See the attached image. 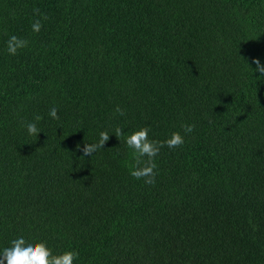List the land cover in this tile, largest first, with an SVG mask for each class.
Masks as SVG:
<instances>
[{
    "label": "trees",
    "instance_id": "1",
    "mask_svg": "<svg viewBox=\"0 0 264 264\" xmlns=\"http://www.w3.org/2000/svg\"><path fill=\"white\" fill-rule=\"evenodd\" d=\"M12 35L28 41L15 56ZM254 59L264 0H0V250L23 236L78 251L73 264H264ZM182 124L194 131L160 149L154 185L134 179L126 136Z\"/></svg>",
    "mask_w": 264,
    "mask_h": 264
},
{
    "label": "clouds",
    "instance_id": "2",
    "mask_svg": "<svg viewBox=\"0 0 264 264\" xmlns=\"http://www.w3.org/2000/svg\"><path fill=\"white\" fill-rule=\"evenodd\" d=\"M35 16H40V10H34ZM43 16V19H47ZM43 27L41 19H36L32 23V31L38 33ZM7 43V52L9 55H17L18 51L28 46V41L16 35L9 37ZM252 63L255 68L252 72H257L260 76H264V65H261L259 59H254ZM115 113L124 115V110L119 106L115 108ZM48 115L52 119H59L58 108L52 107L49 109ZM43 117L36 115L35 122H27L25 124L27 133L30 136H37L41 129L37 127V122L41 121ZM180 131H174L169 138L158 141L149 138L151 128L144 126L138 130L132 131L126 136L125 143L129 149L132 150V158L134 163L131 165L130 175L136 179H143L146 185H154L155 177L158 174L156 157L160 153V149L167 147L169 149L180 148L185 143V135L191 134L195 126L191 124H182ZM114 134L117 138L125 136L124 129L116 127ZM110 135L107 131L99 133V139L96 143H85L81 158L85 156H92L96 151L103 149ZM79 258V252L75 250H66L60 254H53L51 248L48 247L45 241H27L23 236L11 240L10 246L4 247L0 250V264H73Z\"/></svg>",
    "mask_w": 264,
    "mask_h": 264
}]
</instances>
